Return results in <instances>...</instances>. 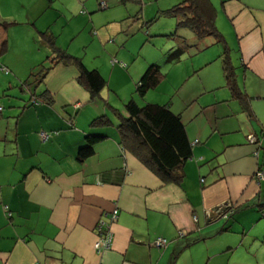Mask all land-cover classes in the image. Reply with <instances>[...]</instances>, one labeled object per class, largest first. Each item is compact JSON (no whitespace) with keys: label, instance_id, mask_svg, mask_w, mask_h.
Here are the masks:
<instances>
[{"label":"crops","instance_id":"1","mask_svg":"<svg viewBox=\"0 0 264 264\" xmlns=\"http://www.w3.org/2000/svg\"><path fill=\"white\" fill-rule=\"evenodd\" d=\"M117 1L0 0V73L7 76L0 77V97L13 88L30 95L22 104L12 96L8 110L0 103V264H264V0L211 2L247 104L224 85V47L210 49L214 43L207 42L191 55L199 54L190 63L196 76L190 96L164 103L179 116L191 147L179 184L163 183L121 141L120 119L130 99L137 103L145 64L133 65L132 55L150 34L135 35L136 24L144 22H132L119 5L125 0ZM158 4L157 10L163 6ZM19 25L22 40L14 32ZM42 32L100 74L105 86L98 97L77 82L74 66L51 62L55 54ZM179 34L185 43L194 40L192 33ZM104 41L119 46L106 53ZM38 43L48 65L35 58L43 65L38 76H18L16 47L40 50ZM79 45L95 47L99 61L88 66ZM180 46L163 51L167 62L181 61L187 50ZM175 49L180 55L174 60ZM99 117L102 122L94 124ZM40 132L50 136L43 141ZM89 140L92 151L82 157ZM258 166L261 180L255 177ZM227 204L234 211L228 219L207 218ZM114 209L111 246L95 253L96 224ZM156 238L165 245L154 246Z\"/></svg>","mask_w":264,"mask_h":264},{"label":"trees","instance_id":"2","mask_svg":"<svg viewBox=\"0 0 264 264\" xmlns=\"http://www.w3.org/2000/svg\"><path fill=\"white\" fill-rule=\"evenodd\" d=\"M162 15L175 17L176 30L187 29L197 39L211 37L214 44H221L224 47L221 61L224 85L228 88L233 99L238 100L242 105H246L248 97L236 85L228 54L229 49L216 27V10L211 1L181 0L163 11ZM148 23H146V26ZM1 25L4 28L6 23H1ZM39 35L55 54L51 58V62L74 66L78 71L77 82L89 91L92 98L98 97L99 92L105 86V81L100 74L96 70L86 69L80 59L59 50L50 34L42 32ZM179 55L180 49H175L170 57L173 56L175 60ZM47 69L44 68V73ZM40 78H43V75ZM163 78L164 75L159 71L158 65H148L136 84L135 93L139 97H143L148 90L155 88ZM125 112L126 116L120 119L118 127L124 148L158 176L163 183L179 184L183 178L181 173L183 163L191 157V147L179 116L174 114L167 104L146 103L139 106L132 99L126 103ZM100 122H102L101 117L97 118L94 124ZM91 142L89 140L88 146L80 150L82 157L91 153ZM256 142L259 143V140L257 139ZM260 147L261 145L258 146V148ZM257 171H261L259 166ZM230 209H232V212L226 219L234 212L232 207Z\"/></svg>","mask_w":264,"mask_h":264},{"label":"rangeland","instance_id":"3","mask_svg":"<svg viewBox=\"0 0 264 264\" xmlns=\"http://www.w3.org/2000/svg\"><path fill=\"white\" fill-rule=\"evenodd\" d=\"M118 0L117 2L119 3ZM178 0H151L149 3L148 1L144 0H125L124 3L122 1L119 5L124 9L126 15L131 16L132 22L139 23L140 21H143V25H139L137 27L136 24V33L135 35H143L148 37L147 32H149V38L147 39V42L143 41L142 43H138L135 45L136 51L134 50V54L132 55L133 58V65H137L139 63H145L139 74H143L148 65L150 64H156L159 67V71L164 75L163 80L153 89H150L147 91L146 95L144 94L143 97H139L138 95L135 97L137 100V103L141 104L139 106H143V104H146L145 100L148 99L153 104H164L167 101L174 100L180 98L187 99L188 96H190L191 88L193 87V82L196 81L195 74L193 75L191 72V60L194 59L198 53L191 56L192 54L196 53V50H201L205 47V43L208 44L213 43V40L211 37H206L203 39H197L195 36H193V42H197L200 44L197 49L192 45V43H185L183 38H181V34H179L180 31H184L185 33L191 34L189 30L186 29H179L176 30V19L175 17H168L164 15H156L158 10H167V8H170L173 6V4L177 3ZM180 1V0H179ZM211 2H214V4H217V0H210ZM158 3H163V6L157 10ZM150 5H152L150 7ZM155 7L153 9L154 13L150 14V8ZM144 12H146V16L144 18ZM148 25L146 26V23ZM221 27V26H220ZM17 35H19V39H23V33H24V25H19V28L14 31ZM160 34H163L159 36ZM172 34V35H171ZM188 34V35H189ZM17 35L15 37V43L19 46V39H17ZM193 35V34H192ZM186 37V35H185ZM142 39V37H141ZM146 38L144 37V40ZM145 42V43H144ZM177 43H181L182 48H184L185 54L182 56L181 61L175 62V63H169L166 61V58L163 56V51L167 50L169 53V48L172 46H175ZM9 44H12L11 42ZM40 44V43H38ZM119 46L118 42H115L112 44L110 41H104V47L106 53H110L108 51V48L111 46L117 47ZM187 45H192L191 47H188ZM217 46L214 44V46L210 49H214V47ZM36 47H39V45L34 46L33 48L20 46L16 47V55L14 57L17 58V60L14 62L16 65L15 72L18 76H23V78H26L30 73L32 77L38 76L40 71L42 70L41 66H45L47 61H45L46 52H43V49L40 44V50H37ZM220 48V46H218ZM190 48V49H189ZM33 50V51H32ZM120 50H123L120 48ZM28 51H31L30 54L27 55ZM35 51V52H34ZM77 51L80 54H83L85 52V62L88 66L91 67V62H98L99 58L94 56H99L96 53H98V50L93 47L87 45L86 47H82L79 45L77 47ZM209 51V50H208ZM18 53V54H17ZM166 53V54H167ZM190 56V57H189ZM13 57V58H14ZM22 57V58H21ZM37 59L38 62L43 63V65L39 63H35L33 59ZM34 64L28 71H25L24 66L26 64ZM85 64V63H84ZM48 65V64H47ZM46 65V66H47ZM36 66V67H35ZM45 66V67H46ZM120 68L125 69V64H117ZM130 67V65H127ZM17 70V72H16ZM126 70V69H125ZM123 70V71H125ZM8 72V71H7ZM6 72V73H7ZM4 74L1 72L0 77L6 78L7 76H3ZM6 75V74H5ZM9 75L11 76V73L9 72ZM8 76V77H10ZM30 76V75H29ZM28 76V77H29ZM141 77V76H140ZM139 80V79H138ZM20 84V83H19ZM37 88V87H36ZM35 88V90H36ZM26 89V88H23ZM40 92V89L36 90V94ZM12 96H15L16 99H19L17 102L22 104L20 101L27 100L29 98L28 91L24 93H20L17 88H13L11 90H8V93L4 97H0V103L4 110H8L7 104L10 102L12 103L13 98ZM145 97V98H144ZM33 99L30 97V100ZM4 104V105H3ZM196 106V103L193 102L190 106H188L186 109L187 111L192 110L193 107ZM1 107V106H0Z\"/></svg>","mask_w":264,"mask_h":264},{"label":"built area","instance_id":"4","mask_svg":"<svg viewBox=\"0 0 264 264\" xmlns=\"http://www.w3.org/2000/svg\"><path fill=\"white\" fill-rule=\"evenodd\" d=\"M101 8H104L105 5L104 3L100 4ZM4 71H6L5 69H3ZM1 110V107H0ZM40 138L45 141L48 139V137L50 136L49 133L46 132H40ZM248 139L251 143H256V139L253 136H248ZM256 178L258 180L263 179V173L261 171H257L256 172ZM231 205L227 204V205H222L221 207H219L218 209H216L215 211H210L209 213H207V218L208 219H213L216 217H221L226 219L228 217L229 214H231L232 209ZM108 216V220L104 221V220H100L95 227V231H96V240L94 242L93 245V250L95 253H101L103 251H106L110 248L111 246V242H112V232L110 230V225L116 220L117 218V210L114 209L112 210L110 213L107 214ZM193 219L195 220V217H193ZM154 246L156 247H162L165 245V240L162 238H156L154 240Z\"/></svg>","mask_w":264,"mask_h":264}]
</instances>
